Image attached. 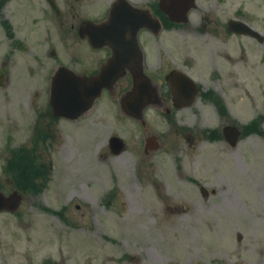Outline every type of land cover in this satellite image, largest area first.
<instances>
[{
    "label": "rangeland",
    "instance_id": "374dc122",
    "mask_svg": "<svg viewBox=\"0 0 264 264\" xmlns=\"http://www.w3.org/2000/svg\"><path fill=\"white\" fill-rule=\"evenodd\" d=\"M197 3L189 23H173L157 39L146 31L142 43H150L152 49L168 42L176 53L173 58H192L203 68L231 53L237 57L230 61L237 62L230 65L236 72L232 82L237 111L245 112V120L256 113L264 115V41L226 33L227 21L236 18L264 35V0ZM56 25L52 18L41 16V36L36 30L19 34L26 51L9 47L0 29V68L5 66L7 73L0 74V184L7 194L16 188L24 193L18 212H0V264H88L90 260V264H264V218L257 216L264 205L249 203L259 197L258 184H252L249 176L238 181L245 186L249 179L254 197L239 193L235 208L200 206L191 193L188 210L180 205L167 209L155 195L145 194L146 201L133 193L137 157L131 147L106 161L101 156L100 146L113 130L129 145L134 142V119L115 108L119 104L114 100H98L78 121L49 122V75L57 59L48 52L55 46L58 62L64 64L71 57L72 33H60ZM216 27L221 28L217 35L206 33ZM238 42L248 49L244 59L241 45L233 46ZM41 63L46 71H41ZM208 74V67L201 70L200 79L207 81ZM190 112L177 117H193ZM179 145L182 149L180 141ZM178 154L167 156L159 167L165 172L159 180L176 189L186 184L180 168L183 156ZM21 167L28 174L25 181L13 175L21 173ZM112 187L120 193L114 205L105 207L103 199ZM234 217L236 224L231 223Z\"/></svg>",
    "mask_w": 264,
    "mask_h": 264
},
{
    "label": "flooded vegetation",
    "instance_id": "af4514ba",
    "mask_svg": "<svg viewBox=\"0 0 264 264\" xmlns=\"http://www.w3.org/2000/svg\"><path fill=\"white\" fill-rule=\"evenodd\" d=\"M117 1L0 0V29L4 31L9 47L26 51L27 46L19 34L36 30L41 36V16L52 18V21L58 24L54 27L55 29L60 33L71 32L72 35H70L69 51L71 57L68 64L58 62L61 59L57 57L55 46L52 45L53 48L48 52L49 56H56L55 61L57 59L49 75L50 81L63 65L78 74L93 75L99 73L116 53L113 46L100 44L99 34L95 33L90 26L83 27V23L87 21H92L94 24L105 23ZM127 1L136 10L151 11L161 21L162 29L159 31L148 28L139 31L141 53L137 49L127 52L129 63L139 65L142 62L139 71L144 73L149 83L147 84L148 93L155 95V98L139 108L140 116L132 117L126 114L121 108V99L132 89L133 71L138 70V67L125 66L124 58H119L111 64L109 72L116 78L110 87L103 90V98L109 97L112 101L114 100L116 104H119L117 107L115 105V108L134 119L135 133L134 142L129 145L126 137L113 130L100 146L103 149L101 156L104 157V161L112 155H120L131 147L137 157L135 170L137 182L133 193L139 194L140 199H146L145 194L150 195L149 198L155 195L158 203L161 206L165 205L167 209L172 208L173 205H180L188 210L193 201L191 193H195L196 203L200 206L210 205L220 210L232 209L235 208L236 196L239 193L244 191L248 197H254L253 182L258 184L256 187H258L259 197L255 202L249 203L263 206L264 115L256 113L245 120L246 118L242 116L245 112L237 111V95L233 94L236 83L232 82L236 72L234 67V69L230 67V65H237L236 61L233 64L230 62L233 61L232 58L237 59V57L227 52L224 54V61L214 59L203 68L192 58H173L176 53L168 42L157 44L160 46L156 45L151 49L150 43H142V34L148 31L157 39L170 30L173 22L166 19V15L159 7V0H147L146 4L140 3L139 0ZM137 12L135 16L139 18L141 11ZM204 28L202 27V30ZM210 30L207 28L206 33L212 32L217 35L221 28L216 27L214 31ZM226 33L247 36L230 31L228 26H226ZM242 43H234L233 46L241 45L243 52L240 58L244 59L248 55V49L242 46ZM0 44H3V41ZM39 52L41 53V45ZM4 56L7 60L11 57L8 52ZM179 60L182 61L179 62ZM8 66L10 69L11 65ZM207 67L209 74L205 81L200 79V76L201 70ZM46 70V65L41 63V71ZM5 71V66H2L0 74L6 75ZM216 82L217 85H215ZM188 110L193 117L188 118L186 115L181 120L177 117L179 113L185 114L189 112ZM50 120V123L60 120L71 121L68 118L54 117H50ZM163 123L164 127L161 126ZM115 136H120L123 140L118 139L117 142H112ZM179 141L182 143V149ZM174 153H179L178 156L182 155L184 160L180 168L184 171L182 177L186 184L184 183L185 185L179 189L175 186L163 185V182L159 180V176L165 175L164 169L159 167L165 164L167 156L175 157ZM160 160L162 162H159ZM254 175L258 179L254 180ZM243 176L246 178L249 176L252 184L248 179L250 185H239L241 182L238 181L239 177ZM119 193L116 187H112L103 199L105 207L114 205L113 199ZM181 200L183 203H179ZM257 216L260 219L264 218V211L257 212ZM231 221L232 224H236L238 218H231ZM238 237L242 238L241 235Z\"/></svg>",
    "mask_w": 264,
    "mask_h": 264
},
{
    "label": "water",
    "instance_id": "95a60500",
    "mask_svg": "<svg viewBox=\"0 0 264 264\" xmlns=\"http://www.w3.org/2000/svg\"><path fill=\"white\" fill-rule=\"evenodd\" d=\"M159 4L170 20L187 23L190 11L196 6V0H159ZM137 11H141L139 18L135 16ZM89 26L99 34L98 42L113 46L116 55L101 68L98 74L90 76L78 74L67 67L60 68L53 77L51 85L50 103L54 116L78 119L88 112L97 98L101 97L103 89L114 83L116 76L109 72V67L119 58H124L125 66L138 67V70L133 71V88L121 100V104L127 113L140 116L139 108L154 100L155 95L148 93L147 84L149 83L144 73L139 71L142 62L139 65L129 63L127 52L135 49L140 51L139 31L144 27L159 31L161 28L159 20L148 10H136L125 1L118 2L114 6L111 17L105 23L94 24L92 21L83 23V27ZM229 29L262 40L260 33L244 21L231 19ZM140 58L142 61V56ZM23 200L24 195L19 190L6 194L0 187V211H17Z\"/></svg>",
    "mask_w": 264,
    "mask_h": 264
},
{
    "label": "trees",
    "instance_id": "16d2710c",
    "mask_svg": "<svg viewBox=\"0 0 264 264\" xmlns=\"http://www.w3.org/2000/svg\"><path fill=\"white\" fill-rule=\"evenodd\" d=\"M24 168H25V167H21V170H20L21 173H19V172L16 170L17 173L14 172L13 175L16 176V177L23 178V180H24V179H25V176H24V175H27V176H28V174L25 172L26 170H24ZM28 178H29V177H28ZM24 181H25V180H24Z\"/></svg>",
    "mask_w": 264,
    "mask_h": 264
}]
</instances>
